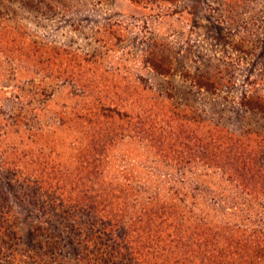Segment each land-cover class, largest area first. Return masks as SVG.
Wrapping results in <instances>:
<instances>
[{"label": "rangeland", "instance_id": "obj_1", "mask_svg": "<svg viewBox=\"0 0 264 264\" xmlns=\"http://www.w3.org/2000/svg\"><path fill=\"white\" fill-rule=\"evenodd\" d=\"M96 99L148 121L121 130L107 124L106 181L214 208L211 193L232 186L216 166L206 177L199 160H252L259 149L264 160V0H0V180L14 179L4 162H19L42 182L37 200L27 188L24 204L12 196L24 238L37 217L41 234H62L59 259L46 264H79L75 250L83 246L70 229L84 230L91 219H64L59 200L82 195L77 184L92 189L88 165L99 151L82 118ZM183 117L190 121L179 128ZM247 133L254 150L241 153L233 144ZM10 152L18 160H7ZM164 160L189 162L181 170ZM45 182L54 190L46 193ZM7 250L0 264L10 262Z\"/></svg>", "mask_w": 264, "mask_h": 264}, {"label": "trees", "instance_id": "obj_2", "mask_svg": "<svg viewBox=\"0 0 264 264\" xmlns=\"http://www.w3.org/2000/svg\"><path fill=\"white\" fill-rule=\"evenodd\" d=\"M75 117L76 120L82 118ZM82 119L93 130L90 134L91 144L99 151L98 160H92L88 165L92 189L88 191V186V190H84L77 184L75 188L80 192L83 190L82 195L67 197L68 204L64 202L65 197L59 200L61 207H65L61 213L64 219H71L73 213L78 218L85 215L91 219L84 230L73 229V226L70 229L83 246L81 251L76 247L77 263L264 264V160L258 157V154H263L261 149L256 150L258 154H254L252 160H199L201 172L204 175L208 173L206 177L215 176L216 166L219 175L227 176L225 185L230 184L232 187L229 193L223 191L224 195L215 196V192L211 193V202L216 210L215 206H205L207 209L197 206L191 208L186 205L187 197L181 193L126 192L120 184L112 185L110 180L106 181L103 174L106 161L101 160L100 156L106 143L112 141L106 133L109 129L107 124L115 126L116 130L132 122L133 125L139 123L138 127L143 128L148 123L146 119L142 121L135 117L133 120L116 103L108 105L98 99L94 100L89 114ZM12 120L10 123H14ZM178 120L182 123H178L181 128L190 118ZM149 126L153 127L151 124ZM145 130L147 132L142 131L149 133L151 141H154L153 132ZM247 136L251 137V134L238 136L233 144L241 153L246 148L254 150L243 141ZM253 141L255 146H263V140L255 138ZM7 158L18 160L14 152H10ZM164 161L181 170L189 162ZM3 165L8 166L6 172H11L14 179L7 182L0 180V255L4 249H9L11 260L9 262L8 259L6 264H14L17 256L34 260L37 264L57 261L56 247L60 244L62 234L58 231L41 234L46 229L37 217L38 225L28 229L24 238L18 229V216L13 208V196L25 203L28 196L26 188L34 190L30 196L33 200L42 197V182L26 168L22 171L19 162H10L9 165L4 162ZM16 185L20 186L19 192ZM44 187L46 193L54 190L51 183L45 182ZM203 195L207 197L208 193L204 192ZM45 235V240L42 238L39 241V237ZM23 241H26V247L21 250L18 247ZM69 243L73 246L75 240Z\"/></svg>", "mask_w": 264, "mask_h": 264}]
</instances>
